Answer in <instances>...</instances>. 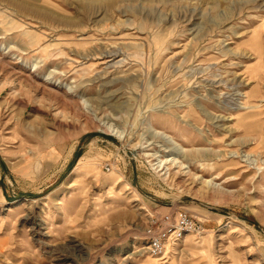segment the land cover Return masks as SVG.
<instances>
[{
	"label": "rangeland",
	"instance_id": "1",
	"mask_svg": "<svg viewBox=\"0 0 264 264\" xmlns=\"http://www.w3.org/2000/svg\"><path fill=\"white\" fill-rule=\"evenodd\" d=\"M1 2L0 264H264V0Z\"/></svg>",
	"mask_w": 264,
	"mask_h": 264
},
{
	"label": "built area",
	"instance_id": "2",
	"mask_svg": "<svg viewBox=\"0 0 264 264\" xmlns=\"http://www.w3.org/2000/svg\"><path fill=\"white\" fill-rule=\"evenodd\" d=\"M164 225L165 228L153 236L148 248L154 256L163 260L169 249L181 242L187 235L201 233V228L184 212H181L174 220L167 217Z\"/></svg>",
	"mask_w": 264,
	"mask_h": 264
},
{
	"label": "crops",
	"instance_id": "3",
	"mask_svg": "<svg viewBox=\"0 0 264 264\" xmlns=\"http://www.w3.org/2000/svg\"><path fill=\"white\" fill-rule=\"evenodd\" d=\"M0 2L2 5L5 3V5L14 6L16 7L17 10H21V11H25L27 10V8H32L35 12L37 13L39 12V16H48L45 14L50 12L51 11L50 9H52L50 7H53L55 5H57L55 7H57V9L59 10L61 9L63 10L60 4L64 5L65 7L68 6L69 4V7L73 8L71 6L73 0H69L68 2L66 0H0ZM261 62L262 64L259 65H263L264 67V58L263 60L260 61V63Z\"/></svg>",
	"mask_w": 264,
	"mask_h": 264
},
{
	"label": "bare ground",
	"instance_id": "4",
	"mask_svg": "<svg viewBox=\"0 0 264 264\" xmlns=\"http://www.w3.org/2000/svg\"><path fill=\"white\" fill-rule=\"evenodd\" d=\"M169 139V138H168ZM80 169V168H79ZM163 260V259H160V261Z\"/></svg>",
	"mask_w": 264,
	"mask_h": 264
}]
</instances>
